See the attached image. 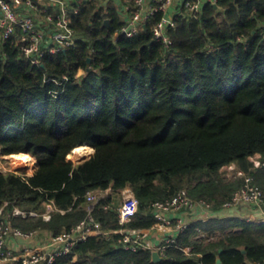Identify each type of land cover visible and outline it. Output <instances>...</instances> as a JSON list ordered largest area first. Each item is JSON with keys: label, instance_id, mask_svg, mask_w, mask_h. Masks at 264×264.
Listing matches in <instances>:
<instances>
[{"label": "trees", "instance_id": "obj_1", "mask_svg": "<svg viewBox=\"0 0 264 264\" xmlns=\"http://www.w3.org/2000/svg\"><path fill=\"white\" fill-rule=\"evenodd\" d=\"M175 23L166 47L148 24L117 35L114 7L86 6L73 19L82 38L41 66L26 61L15 37L0 46V153L37 159L32 174L0 172V220L9 215L14 227L52 235L85 218L99 225L53 264L264 261V223L239 216L188 222L158 262L150 249L123 248L121 234L105 235L151 229L152 204L179 190L217 211L244 184L237 170L264 194V0H218ZM83 144L91 155L68 160ZM127 187L137 210L121 223L115 206ZM105 189L89 215L86 193ZM49 203L55 210L45 220ZM14 208L38 215H13Z\"/></svg>", "mask_w": 264, "mask_h": 264}, {"label": "built area", "instance_id": "obj_2", "mask_svg": "<svg viewBox=\"0 0 264 264\" xmlns=\"http://www.w3.org/2000/svg\"><path fill=\"white\" fill-rule=\"evenodd\" d=\"M217 3L218 0H0V46L15 37L18 49L26 61L41 66L46 56L64 51L82 38L73 25V19L81 8L92 6L94 10H106L112 6L120 21L117 35L132 37L148 24L152 38L168 47L172 44L169 32L176 24L177 15H196L205 5L217 6ZM77 74L79 75V72ZM49 80L55 81L51 77L46 79ZM250 160L255 167L262 165L258 153L251 155ZM229 168L235 169V166L231 165ZM236 175L244 178V184L219 210L241 206L251 208L258 211L259 215L255 218L247 217L246 220L264 223L262 190L241 170H237ZM109 193V189L86 193L88 202L86 209L89 215L93 205L106 198ZM152 207L157 224L151 229L147 231L116 229L106 232L105 235L109 237L111 233L121 234L123 237H119L117 243L125 249H150L158 251L161 255L166 247L175 242L176 235L188 223L181 216H177V213L201 212L206 215L215 212L209 202L204 199L193 200L185 190L177 191L164 201L154 202ZM54 210L55 206L52 203L46 204V209L41 215L48 220ZM115 210L121 223L128 220L137 210V200L128 187L120 191V200ZM173 213L176 216L172 217ZM12 214H20L23 217L38 215L35 211L26 212L18 208H14ZM96 226L99 225L92 218H85L69 231L52 235L45 230L24 231L14 227L7 215L0 220V264H53L56 257L68 253L73 245L86 239ZM152 230L161 231L162 240L159 244L151 243ZM36 238H44L48 242V247L37 246L30 242ZM11 239L26 243L18 248ZM184 250L187 252L188 248ZM245 264H264V261Z\"/></svg>", "mask_w": 264, "mask_h": 264}, {"label": "crops", "instance_id": "obj_3", "mask_svg": "<svg viewBox=\"0 0 264 264\" xmlns=\"http://www.w3.org/2000/svg\"><path fill=\"white\" fill-rule=\"evenodd\" d=\"M248 213H252V214L256 213L257 214L258 211L251 209V208L241 206V207H232V208H228V209L218 210V211L213 212L212 214L210 213V214H206V215L204 213H201V212H196L195 214H190L187 212H179V213H177V216H181L185 222H191V221H195L198 219H203V220L209 219L210 217H215V216H218V217L239 216L242 218L245 217V219H247L246 215ZM171 216L174 217V216H176V214L173 213V214H171ZM11 240H12L14 246H16L18 248L21 247L23 243H26L25 241L21 242V240H13V239H11ZM150 240H151V243H153V244H159L162 240L161 231L152 230ZM30 242L34 245H37V246L48 247V242L44 238H36L35 240L30 241Z\"/></svg>", "mask_w": 264, "mask_h": 264}, {"label": "bare ground", "instance_id": "obj_4", "mask_svg": "<svg viewBox=\"0 0 264 264\" xmlns=\"http://www.w3.org/2000/svg\"><path fill=\"white\" fill-rule=\"evenodd\" d=\"M91 150L92 147L87 144L79 145L67 155V159L70 161L80 162L89 155ZM10 157L13 158V163L16 166L15 168H25L29 172H32V170L36 167L37 159L29 153H12L10 154Z\"/></svg>", "mask_w": 264, "mask_h": 264}, {"label": "rangeland", "instance_id": "obj_5", "mask_svg": "<svg viewBox=\"0 0 264 264\" xmlns=\"http://www.w3.org/2000/svg\"><path fill=\"white\" fill-rule=\"evenodd\" d=\"M78 72H79V74H81L83 71L80 70ZM91 151H90V153H92ZM90 153L88 156H86V158H88L91 155ZM86 158H84V159H86ZM72 162L78 163L75 161H72ZM15 167L16 166L13 163V158L10 157V154L3 155L0 153V172H17V173L19 172V173H26V174H32L34 172V169L32 170V172H29L25 168H15ZM223 171L225 172V174H231L230 168H226Z\"/></svg>", "mask_w": 264, "mask_h": 264}, {"label": "water", "instance_id": "obj_6", "mask_svg": "<svg viewBox=\"0 0 264 264\" xmlns=\"http://www.w3.org/2000/svg\"><path fill=\"white\" fill-rule=\"evenodd\" d=\"M104 22H105L106 25H108L109 20H108V19H105ZM242 251H245V250L242 249ZM152 260H153L154 262H158V261L162 260V256L160 255V253H159L158 251H156V250H153V251H152ZM220 262H221V260L218 258V259H217V263H220Z\"/></svg>", "mask_w": 264, "mask_h": 264}]
</instances>
